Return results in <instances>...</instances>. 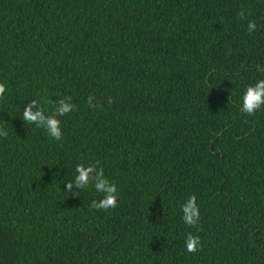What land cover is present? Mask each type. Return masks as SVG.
<instances>
[{"label":"trees","instance_id":"obj_1","mask_svg":"<svg viewBox=\"0 0 264 264\" xmlns=\"http://www.w3.org/2000/svg\"><path fill=\"white\" fill-rule=\"evenodd\" d=\"M259 79L264 0H0V264H264V107L239 104ZM65 98L61 140L23 120ZM77 164L115 208L67 191Z\"/></svg>","mask_w":264,"mask_h":264},{"label":"clouds","instance_id":"obj_2","mask_svg":"<svg viewBox=\"0 0 264 264\" xmlns=\"http://www.w3.org/2000/svg\"><path fill=\"white\" fill-rule=\"evenodd\" d=\"M241 17L244 16L243 10L239 13ZM256 25L253 21H248L247 29L249 32L254 31ZM5 92V85L0 83V94ZM232 95L229 92V97ZM239 104L242 111L248 116L254 115L259 109L264 107V79L257 80L254 84L248 85L239 98ZM36 106V110H33ZM73 108L71 102L67 98L56 101V107L52 115H45L44 111L38 107L36 101H30L25 105L23 110V120L34 123L36 127L43 128L47 135L54 140H61L62 129L61 122L57 116H64ZM5 133L0 132V135ZM89 186L94 188L96 193H102V197L97 201H92L94 209L106 210L115 208L117 205V187L115 183L110 182L103 174L102 169H97L94 164L85 166L84 164H77L75 166V176L69 183H67V191L72 192L74 188L84 191ZM79 193V192H78ZM78 193H73L77 195ZM182 213L181 219L187 226H195L200 219L199 208L196 204L194 196H189L180 206ZM200 241L198 236L191 233L185 237V248L187 252L192 253L199 249Z\"/></svg>","mask_w":264,"mask_h":264}]
</instances>
